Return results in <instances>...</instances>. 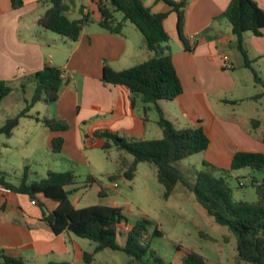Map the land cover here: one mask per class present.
I'll list each match as a JSON object with an SVG mask.
<instances>
[{
	"label": "crops",
	"instance_id": "0c3cea01",
	"mask_svg": "<svg viewBox=\"0 0 264 264\" xmlns=\"http://www.w3.org/2000/svg\"><path fill=\"white\" fill-rule=\"evenodd\" d=\"M40 1L24 0V6L15 10L11 0H0V81L12 88V92L3 99L0 110L15 114L5 119L0 128L21 114L27 106L26 101L33 99L38 72L46 65L65 71L67 80L58 101L53 104L40 101L33 105L5 144L7 149L16 144L24 150H31L35 161L43 157L40 169L29 164L31 156L22 158L28 181L44 179L49 172L73 171L78 179L77 185L69 188L75 192L72 201L77 208H86L94 205L80 206L82 201L93 192L99 197L100 187L113 190L114 182L108 176L117 175L112 171L105 173L107 162L113 160V150L117 149L113 148L108 153L103 151L105 141L96 137V133L107 130L140 140L163 137L154 105H149L145 114L141 95L133 94L124 86L103 82L105 65L122 71L146 62L152 54L147 50L142 34L135 26H129V22L120 35L103 29L100 25L102 16L92 0H75L67 12L72 20H80L84 15L90 18L78 41L73 42L45 30L39 21L48 7ZM254 1L264 10V0ZM143 2L154 13L171 10L162 0ZM230 3L231 0H188L182 35L191 44L199 42L192 52L187 51L182 42L178 14H169L164 28L170 36L171 56L183 93L173 101H161L159 104L166 118L177 128L203 127L210 138V146L203 153L204 160L222 169L231 168L237 152L264 154V143L260 140L264 124L259 117L256 119L236 108H232L231 113L216 111L212 103L213 99L217 104L231 101L235 106L247 99L254 103L264 101V96L259 100L253 99L262 94L263 89L245 67L230 23L219 18ZM244 44L254 64L259 59L264 61V29L262 36L246 33ZM231 48L237 51V56L230 53ZM223 56L229 58L228 70L223 68ZM245 85L249 94L244 98L238 93ZM221 95L223 97L220 98ZM231 95L236 99L228 100ZM36 118L58 119L66 123L68 129L50 130ZM255 119L261 125L251 130V121ZM55 138L64 140L59 154L53 152L52 141ZM98 150H102L106 158L100 156ZM118 153L120 160L133 161V157L130 161L123 152ZM115 157L117 163L118 156ZM6 170V176L13 178V168ZM23 175L15 177V183L9 182L18 185ZM103 175L109 184L99 179ZM89 177L97 183L85 188L83 184ZM100 199L110 200V197ZM39 200L33 205L28 195L0 193V254L23 258L27 264H86L85 254H93L96 244L69 231L55 234L45 222L44 212L51 213L58 204L44 197H39ZM119 241L123 244V240ZM102 252L95 254L91 264H102L99 258Z\"/></svg>",
	"mask_w": 264,
	"mask_h": 264
},
{
	"label": "trees",
	"instance_id": "16d2710c",
	"mask_svg": "<svg viewBox=\"0 0 264 264\" xmlns=\"http://www.w3.org/2000/svg\"><path fill=\"white\" fill-rule=\"evenodd\" d=\"M41 0L40 3L48 9L39 24L48 31L60 35L73 42L78 41L84 26L90 22L88 15L80 20H72L67 16L75 0ZM96 4L102 20L100 25L111 34L120 35L127 22L133 24L142 34L147 50L152 57L146 62L137 64L129 69L115 71L105 65L103 82L107 85H119L128 88L133 94L141 95L147 114L149 105H154L158 113V125L163 137L161 139L140 140L120 136L110 131H100L96 137L104 139L102 150L108 153L115 148L119 152H126L133 157L128 163L121 159L122 175L125 179H135L138 166L148 163L157 169L158 181L165 187V198L177 187L184 188L195 196L196 201L205 209L215 222L226 227L230 237L237 243V258L246 264H264V183L253 181L258 199L254 203L235 202L232 189L228 182V175L232 171L250 168L254 171H264V154L255 152H237L230 170H222V175L200 172L195 183L190 184L177 167V162L192 155L204 153L210 146V138L201 125L177 128L169 121L162 108L161 101H173L183 93V86L173 64L170 36L164 28V22L171 12L178 14V28L182 42L187 51L192 52L199 42L191 44L182 35L185 23V10L188 0H162L171 7L170 11L154 13L143 0H92ZM13 9H21L24 0H11ZM82 12V9H81ZM120 15V16H119ZM226 19L232 28V35L236 38L237 47L245 60V67L253 76L255 83L260 85L263 93L254 96L259 100L264 96V79L253 67L244 44L246 33L262 36L264 29V10L254 0H231L227 10L219 17ZM228 70L226 66L223 67ZM63 70L59 67L46 65L35 75L36 89L31 101H26L25 110L17 117L8 120L0 128V134L7 137L13 135L20 119L27 115L30 108L40 101L53 104L58 101L60 92L66 81L61 78ZM24 90V87H23ZM12 92V88L0 81V105L5 97ZM37 119V118H36ZM53 131H65L68 125L58 119H37ZM253 130L261 125L259 120H252ZM264 143V131L260 134ZM64 140L55 138L52 141L53 152H62ZM206 166L207 163L205 162ZM115 182L119 175L108 176ZM78 177L73 171L49 172L47 177L39 181H28L25 169L21 182L12 184L6 175L0 173V184L17 194L28 195L39 202V197L55 201L58 206L51 213L44 212V220L55 234L64 231L96 244L93 254H85L86 264H91L96 253L104 250L123 252L126 254L127 264H162L151 251L152 241L162 235L158 227L150 232L154 224L147 216L130 223L118 206L94 205L77 208L72 201L74 191L69 188L77 185ZM97 182L91 177L83 185L91 187ZM109 192L100 187L99 197L107 198ZM128 231H126V229ZM119 239L123 240V244ZM0 264H27L23 258L0 254ZM53 264V263H51ZM181 264H208L207 259L196 251L187 253Z\"/></svg>",
	"mask_w": 264,
	"mask_h": 264
},
{
	"label": "rangeland",
	"instance_id": "374dc122",
	"mask_svg": "<svg viewBox=\"0 0 264 264\" xmlns=\"http://www.w3.org/2000/svg\"><path fill=\"white\" fill-rule=\"evenodd\" d=\"M129 24V26H134L131 23ZM233 49L231 48L229 51L235 57L238 53ZM253 67L257 71L260 70L262 72L259 71L260 75L264 78V61L257 60ZM248 94L249 91L246 85L242 86L238 93L239 96H243L244 98ZM227 99L235 100L236 98L231 95ZM212 103L216 111L231 113V109L236 108L241 113L244 112L251 117H256V119L260 118V121L264 124V104H262L264 101L262 103H254L247 99L237 106L231 103V101L228 104H217L216 100L213 99ZM253 104L257 106V109L253 108ZM13 115L15 114L0 110V126L3 125L5 119L13 117ZM250 127L252 130L253 127ZM8 140L6 135L0 134V172L5 174L8 171L6 170L7 168H13L14 172L11 173L13 178L6 176V179L15 183V177H21L24 174L22 158L31 156L32 152L31 150H24L16 144H12L7 149L5 143ZM98 152L100 156L106 158L102 150H98ZM112 154L113 160L110 163L107 162L108 167L105 173L112 171V173H117L120 176L115 181L118 183V188L108 190L110 200L100 199L93 192L82 201L80 206L105 203L109 206L121 207L130 223L141 219L143 216H147L154 223L150 228V232H153L156 227L162 232L161 236L153 239L150 251L162 259V264H181L183 257L190 251H196L203 255L207 259L208 264H246L240 262L237 258L236 239L230 237V232L226 227L218 225L207 214L192 193L177 186L165 198L166 189L158 181L155 167L148 163H143L141 166L139 165L140 167L138 166L135 179L132 181L127 180L121 172L123 167L118 151L113 150ZM123 154L128 160H132L130 154L126 152H123ZM115 156H118L117 163ZM31 158L30 165H33L36 169L42 168L43 157L41 160L36 161L33 155ZM204 163V154L199 153L180 160L177 162V167L183 173L185 179L192 185L195 183L200 172H209L219 176L222 175V170H230L218 168L207 162L205 166ZM119 172L121 173L118 174ZM99 179L107 184L110 183L104 175L99 176ZM227 179L235 202L254 203L257 201L258 196L252 183L253 181L259 184L264 183V171H254L250 168L241 169L232 171ZM91 243L94 244L93 242ZM99 256L102 264H127L128 261L126 254L123 252L108 249L100 253Z\"/></svg>",
	"mask_w": 264,
	"mask_h": 264
},
{
	"label": "built area",
	"instance_id": "2783aa9c",
	"mask_svg": "<svg viewBox=\"0 0 264 264\" xmlns=\"http://www.w3.org/2000/svg\"><path fill=\"white\" fill-rule=\"evenodd\" d=\"M223 60H224V62H225V66L227 67V68H230V64H229V58H228V56H223ZM61 78L63 79V80H67V73L65 72V71H63L62 72V74H61ZM113 188H118V183L117 182H114L113 183ZM12 191L10 190V189H8V188H6V187H4V186H2L1 184H0V193H4V194H8V193H11ZM32 204L33 205H36L37 204V202L36 201H32ZM128 229L129 228H127L126 229V231H128Z\"/></svg>",
	"mask_w": 264,
	"mask_h": 264
}]
</instances>
